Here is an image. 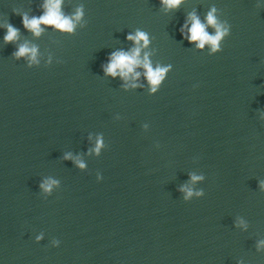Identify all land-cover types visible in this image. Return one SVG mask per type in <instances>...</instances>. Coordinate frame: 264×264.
I'll return each instance as SVG.
<instances>
[{"label": "water", "instance_id": "95a60500", "mask_svg": "<svg viewBox=\"0 0 264 264\" xmlns=\"http://www.w3.org/2000/svg\"><path fill=\"white\" fill-rule=\"evenodd\" d=\"M45 3L0 0V264H264V0H63L74 31L37 36ZM213 8L215 52L187 38ZM137 30L155 92L105 72Z\"/></svg>", "mask_w": 264, "mask_h": 264}, {"label": "clouds", "instance_id": "9594fccd", "mask_svg": "<svg viewBox=\"0 0 264 264\" xmlns=\"http://www.w3.org/2000/svg\"><path fill=\"white\" fill-rule=\"evenodd\" d=\"M63 0H46L44 7L46 8V13L40 17H32L29 19L27 15L24 17V26L31 30L35 35L39 36L43 31L41 28V24L55 26V28L67 32H72L75 29V22H78L82 19L84 12L83 6L77 8V11L73 17L65 16L61 11ZM162 3L166 5L169 9L178 7L182 0H162ZM216 9L213 8L207 15V24L201 22L200 18L195 14H190L191 19V27L188 29L190 35L187 37L190 41L197 42L198 47L203 48L205 44H208L212 47V50L218 51L221 48L220 42L221 40L228 35L229 29L224 27L221 23L218 22L217 17L215 16ZM212 26L216 29L215 34H210L207 31V27ZM8 33L5 36L6 42H12L18 38L19 30L13 27L11 24L7 25ZM187 27V24L185 25ZM128 39L133 40L137 47L131 50V52H126L123 50L112 53L110 62L107 65L105 72L112 76L121 75L125 79L129 77V74H132L135 70V67L138 65H143L146 69V75L153 85L152 91L155 92L157 87L161 84L163 78L165 77V73L168 71V68L157 67L153 69L149 59L148 54H145L143 60L140 59V53L142 47H146L149 44L148 35L143 32L137 30L135 35L129 34ZM141 41H143V45H141ZM37 48L35 46L29 47L27 44L21 45L19 50L15 53L16 57L28 56L32 62L38 63L37 60ZM171 67V66H169ZM138 76L139 73H136ZM103 146L102 138L98 139L97 146L95 151L97 153L100 152L101 147ZM71 158L70 154L65 157ZM77 163L81 168L85 167L83 162L77 160ZM99 179H103L100 177ZM202 179V177H198L193 175L192 180L196 181ZM58 181L48 180L44 182L41 187L46 192H51L54 185H56ZM261 187L264 188V181H261ZM187 193L185 199H188L193 195V190L185 186L183 189ZM196 195H203L202 192H197ZM42 239V236H38L37 240ZM59 243V242H57ZM261 246H264V241L260 242Z\"/></svg>", "mask_w": 264, "mask_h": 264}]
</instances>
